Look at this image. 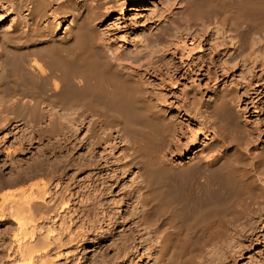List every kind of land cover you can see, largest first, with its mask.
<instances>
[{
  "label": "bare ground",
  "instance_id": "bare-ground-1",
  "mask_svg": "<svg viewBox=\"0 0 264 264\" xmlns=\"http://www.w3.org/2000/svg\"><path fill=\"white\" fill-rule=\"evenodd\" d=\"M132 1L0 0L11 13L0 30V134L7 136L3 143L15 146L7 147L6 156L27 163L15 181L43 178L30 181L19 199L9 201L17 225L11 236L22 264L34 263L35 255V264H56L51 251L57 260L88 245L113 252V260L105 257L107 264H210L212 255L235 258L230 249L238 244L239 232L252 229L253 216L245 214L258 192L264 210V143L255 145L249 137L236 110L237 91L225 82L206 89L191 83L181 92L183 112L211 137L188 160L168 156V146L179 157L187 150L189 143L181 142L185 130L177 129L155 102L145 76L127 72L99 36L104 19L112 12L121 15ZM182 1L185 22L201 25V36H189V54L197 50L195 55L203 57L202 43L214 34L226 35L229 25L242 24L247 36L264 34V0ZM212 57L196 65L208 71ZM211 77L214 82L220 76L216 71ZM196 140L197 133L189 132L190 144ZM104 144L115 151L112 161L95 160ZM125 174L129 188L115 202L129 204L116 218L106 211L102 196ZM56 219L58 231L46 224L42 229L41 223ZM103 223L108 231L104 228L91 242L95 227L102 230ZM122 226L114 239L112 231Z\"/></svg>",
  "mask_w": 264,
  "mask_h": 264
},
{
  "label": "rangeland",
  "instance_id": "rangeland-1",
  "mask_svg": "<svg viewBox=\"0 0 264 264\" xmlns=\"http://www.w3.org/2000/svg\"><path fill=\"white\" fill-rule=\"evenodd\" d=\"M105 1H108L109 4H114L115 2L118 3L123 0ZM182 2V0H133L132 2L125 4V8L122 10L121 15L119 13L117 14V12H112L104 19L99 28V36H101L103 41H106H104L105 45L111 52V55L113 57L117 56V58H119L120 63L127 72H137L139 76L142 75V79L145 76L144 80L147 79L145 82V84H147L145 86L149 91L153 92V95L155 93V102L164 108L167 117L174 120L175 124L177 125V129L178 127H181L185 130L186 134H184L185 136L181 138V142L189 143V146L187 150L183 152L181 157H179L177 152L174 151L172 147H167L168 156L174 161L179 162L180 159L185 161L198 154L200 150H203V148L205 149L207 147V144H209L208 139L211 137L210 132L205 133L204 128L200 127L198 123L187 116L182 110L183 107L181 104L184 97L181 92H183L186 87V89L191 88V83H194V86L196 84V86L199 85V87L202 89H206L209 86H212L215 82H217L218 85L220 84V86L222 85V82H225V84L235 88L238 97L236 101V110L241 112L243 124L248 130V133H250L249 137L253 139L255 145L264 143V34L259 37L250 35L247 36L244 29L245 27L242 26V24L236 25L237 28L232 24V26L227 25L228 27H225L227 29L226 35L222 34L221 37L220 33H218V36L217 34H214L216 37H218L217 39H215L213 35L210 38L207 37L208 39L206 38V43L205 41L202 43L203 50L201 52L204 51L203 57H205L203 61H207L211 55L213 56V64L210 63V65H208V62H206L207 67L209 68L208 71L206 66L205 68L200 67L199 64H197L199 67L197 68L196 63L200 62L203 57H197L198 55H195V53H198L197 50L192 51L189 54L187 49H189L191 45L189 44L191 38L189 36L191 34L193 35V33H199V35H202V33H200L201 25L198 23V21H196V24L188 21L186 22L189 24L185 22V18L183 19L181 16L182 13H180V9L182 8L183 4ZM10 19L11 13L6 10L5 5H1L0 30L3 27L6 28L7 23L10 22ZM180 36L182 38H180ZM211 39H215L216 41ZM220 39L224 40V44ZM219 41H221V44H219ZM211 44L216 46L220 45V47L215 46L216 49L214 50L213 48L215 47L210 46ZM187 46L189 48H187ZM212 49L216 52V54L212 51ZM207 54L209 55V58ZM187 56L189 57L187 58ZM247 57V61H244L243 59ZM190 58H192L195 63L191 62L192 60ZM184 60L187 61L185 62ZM218 60L219 64L217 62ZM224 61H227V63H222ZM181 63L184 64L180 65ZM187 63L188 65H186ZM217 65L220 66L218 67ZM222 65H226V67L228 66L230 69L227 67L229 69L228 70ZM213 69H218L216 71L218 72V76H220L218 80L214 82L212 80L210 81L212 78L211 74L216 72L215 70L210 71ZM219 70H223V72H220ZM204 97L207 99L209 97V93L206 92ZM191 131L197 133V140L194 144H190L188 141L189 132ZM5 137L7 138L4 133L0 134V264H22V262H19V248L17 247V243L14 241L13 236H11V234L17 230V225L14 217L10 216L9 211L11 208L9 207V201L10 199H19L20 196H22V190L26 188V185L28 186L30 181L31 183H35L34 181L37 183V181L39 182L43 178L41 176H37L29 181L25 180L26 182L24 180H20V182L19 180L15 181V176L24 175L23 172L25 171L27 163H25L24 160L9 158L6 156L5 153L8 150L7 147L9 150H12V148H15V146H8L3 143V141L6 140ZM104 145L105 151H97V157H95V160H100L99 157L104 156V158L112 161L113 159L111 160V155L114 154L115 151H113L106 144ZM78 154L80 153L78 152L75 154V158L78 156ZM250 162H252V160H250ZM84 176L85 175L83 173L79 176V178L83 179ZM40 177L42 179H40ZM129 177V174L122 176L124 181H122L119 186H112L110 188L111 190H104V195L102 196V203H104V206L108 205V209L106 207L103 208H106V211H108L109 214H114L116 218L120 217L122 211L124 213L129 204L127 201L124 205L115 202L116 196L128 190V183L130 184ZM123 182H127V186H125ZM54 184L55 182L50 185L52 188L51 192H53V189L55 188ZM107 190L110 191L108 192ZM261 200L262 193L258 192L252 203L251 210L245 214L246 217L253 216L251 222L253 225L252 229L251 225L250 227H245L246 229L244 228L243 232H239L238 237L236 238L238 244H240V247L243 242L242 247L244 250L242 247V250H239L241 248H239L236 241V244L233 246L235 248L232 247V249H230L231 251L227 249V252L230 251V253H233V251H236V254L238 251H240L237 255L233 253L235 254V258L233 257L234 255H229L233 257L231 260V257L228 258L229 256L224 255L227 258V260H225L226 258H224L223 255H216V257H218V259H216V257H214L215 255H212L213 257L211 261L213 262L210 264H264V210L262 207L261 210L259 208ZM106 203L107 205H105ZM246 217H244V219ZM119 221H122V219H119ZM49 223L50 220H47L45 223H41L43 224L42 229L44 226L46 227V225L54 228L57 226L58 228L57 224H59V222L57 219L53 220V222L50 224ZM102 226V230L105 228L108 231L107 227H104L106 226L104 223ZM95 229L98 230H94V232H92L90 240L94 241L91 242L96 241V236H99V232L100 235L104 234L105 229L102 231L100 230V227L98 228L97 226ZM58 230L59 228L57 231ZM122 230L123 226L116 227L115 230L112 231L113 238H117L119 236L118 234L122 233ZM57 231L55 230V232ZM55 232L50 233V236L52 237L55 235ZM94 234L95 236H93ZM239 235L241 238H239ZM108 244H110V242ZM236 247L238 249H236ZM98 248L101 249L102 247H98L96 245H88L86 249H80L79 247L78 251L77 249L74 251L75 255H62L63 257L60 255V257L58 256L59 258L57 260V256L55 257L53 253L55 251H51L50 254H52L54 258L52 255H49V257L51 256L56 264L58 262H60L58 264H107V260L110 258L112 260L114 259L115 255L114 257H112L113 255H110L113 252L110 253L111 251L109 252V250H105L104 247L99 252L97 251ZM96 251L100 255L97 253L95 254ZM102 251L103 253L105 251V253L108 252V255H102ZM76 253L78 255H76ZM239 253L242 254V256L239 255ZM38 256L39 255H35L36 258ZM106 256L107 258H110L107 259L105 258ZM220 256L226 262L223 259H220ZM199 257L200 256H198L197 260H199ZM36 258H34L35 261L34 263L32 262V264H35L37 260ZM63 259H65V261ZM95 261H98V263ZM104 261H106V263ZM215 261L218 262L216 263ZM24 263L25 262H23V264Z\"/></svg>",
  "mask_w": 264,
  "mask_h": 264
}]
</instances>
